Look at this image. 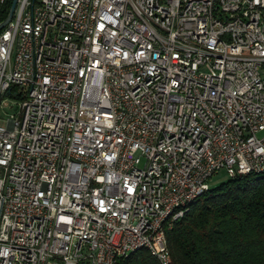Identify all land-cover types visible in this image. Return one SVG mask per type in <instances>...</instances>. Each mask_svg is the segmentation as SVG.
<instances>
[{"label": "built area", "instance_id": "obj_1", "mask_svg": "<svg viewBox=\"0 0 264 264\" xmlns=\"http://www.w3.org/2000/svg\"><path fill=\"white\" fill-rule=\"evenodd\" d=\"M7 98L0 264H170L215 174L264 173V0H18Z\"/></svg>", "mask_w": 264, "mask_h": 264}, {"label": "trees", "instance_id": "obj_2", "mask_svg": "<svg viewBox=\"0 0 264 264\" xmlns=\"http://www.w3.org/2000/svg\"><path fill=\"white\" fill-rule=\"evenodd\" d=\"M13 0L0 9V23ZM170 264H264V173L239 175L195 199L167 232ZM119 264H162L147 249Z\"/></svg>", "mask_w": 264, "mask_h": 264}, {"label": "rangeland", "instance_id": "obj_3", "mask_svg": "<svg viewBox=\"0 0 264 264\" xmlns=\"http://www.w3.org/2000/svg\"><path fill=\"white\" fill-rule=\"evenodd\" d=\"M11 106H13L11 108ZM15 101L7 98L2 107H0V126H5L7 124V119L10 115L16 113ZM230 179L228 173L225 170L219 171L215 174L208 182L210 188H215L220 184L228 181Z\"/></svg>", "mask_w": 264, "mask_h": 264}, {"label": "water", "instance_id": "obj_4", "mask_svg": "<svg viewBox=\"0 0 264 264\" xmlns=\"http://www.w3.org/2000/svg\"><path fill=\"white\" fill-rule=\"evenodd\" d=\"M17 2H18V0H13V4H12V7H11V10H10L8 17L6 18L5 21L0 23V31L3 30L9 24V22L12 20L14 11H15L16 6H17Z\"/></svg>", "mask_w": 264, "mask_h": 264}, {"label": "bare ground", "instance_id": "obj_5", "mask_svg": "<svg viewBox=\"0 0 264 264\" xmlns=\"http://www.w3.org/2000/svg\"><path fill=\"white\" fill-rule=\"evenodd\" d=\"M206 193V192H205Z\"/></svg>", "mask_w": 264, "mask_h": 264}]
</instances>
